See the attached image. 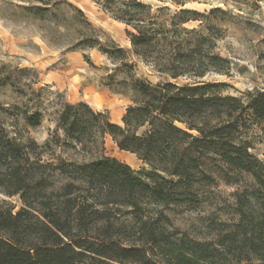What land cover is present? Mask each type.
<instances>
[{
    "label": "trees",
    "instance_id": "trees-1",
    "mask_svg": "<svg viewBox=\"0 0 264 264\" xmlns=\"http://www.w3.org/2000/svg\"><path fill=\"white\" fill-rule=\"evenodd\" d=\"M22 1L25 17L47 22L53 37L71 29L64 36L68 51L96 49L124 73L122 79L107 74L103 85L129 104L115 123L84 101H60L55 128L41 143L17 131L19 116L39 125L40 109L0 104V192L22 204L15 212L0 208V264H264V165L242 138L247 112L264 131V90L221 95L222 83L204 80L230 71L229 59L216 51L223 31L213 22L227 12L184 7L189 0H168L173 8L167 0L154 6L93 0L125 26L130 53L159 78L152 82L135 76L129 52L102 40L76 6ZM0 81L12 83L5 66ZM106 137L147 167L134 170L106 156ZM206 159L250 174L257 190L236 193L237 222L199 240L176 228L166 212L193 205L194 186L213 181L203 169Z\"/></svg>",
    "mask_w": 264,
    "mask_h": 264
},
{
    "label": "rangeland",
    "instance_id": "rangeland-1",
    "mask_svg": "<svg viewBox=\"0 0 264 264\" xmlns=\"http://www.w3.org/2000/svg\"><path fill=\"white\" fill-rule=\"evenodd\" d=\"M65 1L83 12L102 40H112L129 52V64L135 76L152 82L159 80L148 65L130 53L122 23L113 20L93 0ZM142 1L153 6L161 4L158 0ZM166 4L174 7L168 0ZM25 5L22 0H0V66L6 67L12 81H0V104L5 109L16 104L21 112L25 107L27 113L35 109L42 112L41 121L35 127L25 124L19 116L18 133L43 142L55 128L60 101H84L94 110L105 112L112 122L120 123L129 99L112 92L103 83L107 74L115 73L116 79L126 75L115 72V65L96 49L68 51L64 45L68 39L64 36L70 35L71 29H60L64 36L53 37L54 31L47 22L25 17L22 11ZM184 7L200 12L218 7L227 12V15L218 14L219 19L213 22L223 31L216 51L229 59L230 71L228 75L210 73L204 80L222 83L221 95L245 96L264 90V0H189ZM65 14H70L66 7ZM187 26H196V23ZM83 54L89 56L92 66L84 60ZM245 118L249 127L242 138L249 143V152L264 165V131L253 122L250 112L245 113ZM9 130L12 135L13 130L10 127ZM104 154L127 163L134 170L147 167L134 154L119 150L109 137L105 139ZM203 169L213 181L194 186L195 203L172 206L166 213L180 231L199 240H209L237 222L235 194L244 189L257 190V184L250 174L226 171L224 165L215 160H204ZM254 205L255 202L252 207ZM21 206L18 196L9 197L0 192V208H11L15 212Z\"/></svg>",
    "mask_w": 264,
    "mask_h": 264
}]
</instances>
